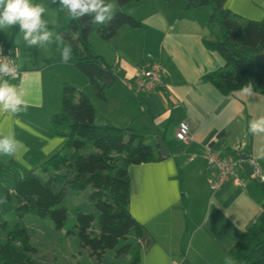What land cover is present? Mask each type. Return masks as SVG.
Returning <instances> with one entry per match:
<instances>
[{
    "label": "crops",
    "instance_id": "0c3cea01",
    "mask_svg": "<svg viewBox=\"0 0 264 264\" xmlns=\"http://www.w3.org/2000/svg\"><path fill=\"white\" fill-rule=\"evenodd\" d=\"M107 2L115 5L114 13L130 15L141 25L122 26L112 38L102 40L96 33L101 25L94 24L95 32L88 36L91 50L118 77L104 89V99L96 96L76 69L73 55L62 62L61 50L67 46L63 40L54 38L45 48H30L18 25L0 29V43L14 51L19 71L18 78L7 81L28 105L18 115L0 114V136L22 142L15 157L0 155V161L13 160L31 171L33 167L25 161L28 151L37 150L44 159L61 151L65 139L50 135L49 124L51 116L60 111L63 84L71 85L92 104L94 124L132 128L153 147L162 138L169 150V156L159 161L127 168L129 211L144 235L137 239L130 234L123 245L129 244L128 251L133 247L134 252L139 246L137 264H228L227 257L235 264H245L244 255L254 246L248 232L262 214V194L245 164L238 167L237 180L211 191L204 155L207 151L220 156L247 155L264 174V133L250 130L253 120L264 117V94L250 96L239 90L223 95L204 79L224 66L222 57L206 46L218 37V30L207 25L210 9L186 8L185 0H141L121 7L116 0ZM32 3L47 9L44 19L54 33L72 20L53 0ZM224 7L248 20L259 21L264 16V0H225ZM241 50L264 58L260 46ZM154 63L166 70L163 85L135 97L131 78L144 65ZM181 121L190 128L187 143L174 137ZM116 158L118 163L122 160V156ZM34 174L44 182L52 172L36 169ZM3 178L14 180L7 175Z\"/></svg>",
    "mask_w": 264,
    "mask_h": 264
},
{
    "label": "trees",
    "instance_id": "16d2710c",
    "mask_svg": "<svg viewBox=\"0 0 264 264\" xmlns=\"http://www.w3.org/2000/svg\"><path fill=\"white\" fill-rule=\"evenodd\" d=\"M141 0H116L119 7ZM171 1V0H164ZM186 8L209 7L208 28L218 30L215 42L206 46L217 52L224 66L204 79L212 83L223 95L239 91L251 83L254 91L264 94V61L241 50L242 47L264 49V16L259 21L244 19L224 7L225 0H185ZM92 17L73 19L58 30L64 43L72 48L74 66L86 77L99 99H104V89L118 80L115 72L96 55L88 43L94 31ZM140 22L123 12L113 14V19L96 29L102 40L112 38L122 26L140 27ZM95 110L87 96L71 85L63 84L61 107L50 118L49 134L65 139L61 151L44 159L39 151L31 149L25 161L33 167L22 169L15 161H0V264H39L32 259L35 249L23 224L26 216L50 221L56 230L66 221L67 208L62 205L63 194L69 190L80 196L90 189L88 202L99 213V234L91 236L94 219L91 213L76 215L75 232L81 248H87L90 256L100 264L105 252L116 250L120 242L131 234L140 239L143 227L129 211L130 165L155 162L163 157L158 147L145 144L141 135L132 128L120 129L109 125L94 124ZM70 150V155L63 153ZM95 151V152H92ZM116 156H122L118 163ZM240 157V155H237ZM51 171L46 181L34 174ZM14 179L13 188L5 184L4 176ZM262 194V214L248 235L254 240L253 248L244 255L245 264H264V183L255 181ZM15 217L12 228L7 219ZM122 245L117 252L129 250ZM139 260L136 245L131 264Z\"/></svg>",
    "mask_w": 264,
    "mask_h": 264
},
{
    "label": "clouds",
    "instance_id": "9594fccd",
    "mask_svg": "<svg viewBox=\"0 0 264 264\" xmlns=\"http://www.w3.org/2000/svg\"><path fill=\"white\" fill-rule=\"evenodd\" d=\"M67 11L73 19L84 16L92 17V23L103 25L113 19L115 5L105 0H53ZM47 9L43 5L33 4L32 0H0V29L19 26L23 40L28 47L45 48L55 41H62V35L54 33L44 19ZM72 57L70 45L61 50L62 62L67 63ZM12 70L7 64L0 63V73L8 74ZM241 91L247 95H255L254 86L249 83ZM27 103L15 85L7 80L0 82V114L18 115L27 111ZM253 134L264 133V117L253 120L250 124ZM22 142L14 137L0 136V155L15 157ZM27 151L26 145H23ZM228 264H235L231 257H227Z\"/></svg>",
    "mask_w": 264,
    "mask_h": 264
},
{
    "label": "rangeland",
    "instance_id": "374dc122",
    "mask_svg": "<svg viewBox=\"0 0 264 264\" xmlns=\"http://www.w3.org/2000/svg\"><path fill=\"white\" fill-rule=\"evenodd\" d=\"M107 1L105 2L108 3ZM202 9L208 11L209 7ZM65 151L67 150L63 153ZM5 184L8 188H13L14 180L7 179ZM90 191L88 188L78 197L73 196L69 190L64 192L62 205L67 208V214L66 221L60 230H56L50 221L37 217L26 216L23 219V224L30 236V243L35 249L32 255L33 261L39 264H97L96 260L90 256V251L87 248H81L74 227L78 213H91L94 219L91 223L90 234L91 236L99 234V213L87 200ZM15 220V217L7 219L8 229L12 228ZM3 238L4 233L0 232V240ZM124 242L127 243L128 238L120 242V246ZM133 255V247L125 252L108 250L100 264H131Z\"/></svg>",
    "mask_w": 264,
    "mask_h": 264
},
{
    "label": "built area",
    "instance_id": "2783aa9c",
    "mask_svg": "<svg viewBox=\"0 0 264 264\" xmlns=\"http://www.w3.org/2000/svg\"><path fill=\"white\" fill-rule=\"evenodd\" d=\"M0 63L7 64L12 70L8 74L0 73V81L13 80L18 78L19 71L16 67L15 53L6 50L0 43ZM166 74L165 68L157 63L146 64L131 78V91L135 97L146 96L163 85V77ZM174 137L177 141L187 143L190 140V128L187 122L181 121L177 125ZM207 169L209 170L208 183L211 191L219 190L225 182L237 180V169L242 164H248L251 169V178L257 182L264 183V174L258 163L250 156L233 157L230 155L220 156L214 151H207L204 155Z\"/></svg>",
    "mask_w": 264,
    "mask_h": 264
},
{
    "label": "water",
    "instance_id": "95a60500",
    "mask_svg": "<svg viewBox=\"0 0 264 264\" xmlns=\"http://www.w3.org/2000/svg\"><path fill=\"white\" fill-rule=\"evenodd\" d=\"M256 58L260 61H264V58L260 55H255ZM156 145L158 147V151H159V154L162 156V157H167L169 156V150L164 142V140L162 138H157L156 140ZM241 159H245V155H241ZM245 171L248 173V174H251L252 173V169L251 167L248 165V164H245ZM148 244V243H147Z\"/></svg>",
    "mask_w": 264,
    "mask_h": 264
}]
</instances>
